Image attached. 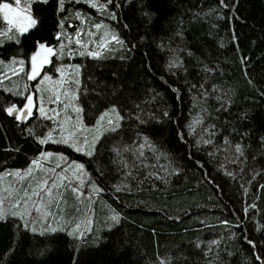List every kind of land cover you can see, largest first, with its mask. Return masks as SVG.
<instances>
[{
  "label": "trees",
  "instance_id": "16d2710c",
  "mask_svg": "<svg viewBox=\"0 0 264 264\" xmlns=\"http://www.w3.org/2000/svg\"><path fill=\"white\" fill-rule=\"evenodd\" d=\"M100 2L38 0L36 27L0 35V62L23 58L30 84L38 42L55 48L69 22H108L120 41L99 56L73 50L84 119L120 116L90 156L41 144L49 120L7 112L33 88L0 86V173L44 149L88 170L84 205L65 187L55 231L0 214V264H264V0ZM88 206L90 223L74 229Z\"/></svg>",
  "mask_w": 264,
  "mask_h": 264
},
{
  "label": "rangeland",
  "instance_id": "374dc122",
  "mask_svg": "<svg viewBox=\"0 0 264 264\" xmlns=\"http://www.w3.org/2000/svg\"><path fill=\"white\" fill-rule=\"evenodd\" d=\"M86 1L91 4V6L95 3L97 5L94 7L95 10H97V8L100 9V5H103L100 0ZM3 2L12 3V0H4L1 3ZM29 4L30 8H28ZM31 4L32 0H27V3L26 0H21L19 7L21 9L28 8L31 16L35 18L31 11ZM13 6L15 7V5ZM0 18L4 24L3 32H5L8 30L9 25L3 20L2 13H0ZM96 25H100V27L97 28ZM10 33L12 37L20 35L16 32L15 28L8 32V34ZM113 36H115L114 32L108 22L102 21L99 23H91L89 21L87 22L84 18H79L77 22L74 23L69 22L60 33L55 48L45 44L47 47L53 49V53L49 54L37 47L35 53L40 52V56L37 57L36 61L39 74L35 79L27 78L30 82L32 80V84L28 83L26 79L21 78L18 75L22 72L20 69L21 67L24 68V63L23 65L20 63H12L13 60L24 62L23 58H15L10 61L0 62L1 67L2 64L7 65L5 67L6 72L3 74V77L0 78V86H6L9 90L19 92L18 95L20 96L29 88H31L29 91L33 88V90L37 92L36 94H32V90L27 96L32 97V105L30 106L31 114L35 112L43 119H47L51 122L50 127L43 130L44 132L39 138V141L46 139L49 132H51L52 139L48 140L47 143H58L56 141L61 140L62 135L63 137H67L70 132L74 131L77 127H80L77 123V119H79L82 127H80V131H77L76 133V137L78 138L76 139V146L82 147L83 151H76V149L71 146V143L60 144L68 145L78 153H84L87 155L88 152H91L93 154L98 141L105 134L104 132L111 130L114 124L119 121L113 113L110 114L113 121L111 125L107 123L108 118L106 117L103 126L99 128V131H84L83 128L94 129L100 115L104 112H108L112 108L106 109L97 114L91 121H86L83 117L82 108L78 100V84L74 83L75 80L79 81L80 65L73 59L75 56L73 50H76L79 55H81V52L85 54H88L89 52L101 53L102 51H105L106 48H112L114 46L113 44L116 43V40L112 39ZM77 40H80L81 43L77 44ZM104 43H106V47H101V44ZM45 58H47V63H43ZM76 66H79L78 74ZM29 70V75H31V58ZM45 77H48L49 79H45ZM11 84L13 89L8 87ZM65 92H68L70 95L65 96ZM56 95L60 96V101L54 103L53 101L55 100ZM27 104L28 100L26 98L24 106L19 110L17 109L14 111L17 117L22 115L20 110H23V112L26 111V113L29 111V109L25 108V105ZM65 104H70V106L65 108ZM41 108L44 110L43 113L41 112ZM74 108L80 109L79 113L73 111ZM28 116L30 115L26 114L25 118ZM67 117H71V121H67ZM62 128L63 133L61 131ZM97 136L99 138L94 139ZM84 137H87L88 144L83 143ZM45 153H50L51 155L44 157L43 154ZM33 161H36L37 163L33 164ZM76 165H83L82 174L81 170L75 167ZM52 169H55V171H51ZM16 173H19V175H16ZM87 176L88 170L83 161L70 157L69 154L62 150L55 151L53 149H44L40 152L39 157L31 159L30 165L25 170L20 171V169H11L0 173V201H2V203H0V214L4 216L5 213H7L18 219H29L30 217H33L36 219V224L33 225L31 229L40 233L43 232L41 231L43 229L52 231L53 229L62 227L66 223V192L64 188L69 187L74 197L83 204L87 195L82 188H84L83 183ZM59 177H62L63 179H59ZM44 179L49 181L48 186H51L53 179L56 180L57 187L52 189L51 195L47 192H42V201L41 197L32 196L31 200H28L27 203H25L22 199V197H24V192L27 191L29 195H31L33 189H36L38 183ZM81 181H83V183H81ZM91 187L93 188V186ZM73 189H76V191H73ZM93 198L94 194H90L89 201ZM37 207H39L40 211H36ZM13 213L16 214L14 215ZM81 216L84 219L82 220L83 223L80 226L79 220L77 224L74 223V229L76 230L80 227L82 230L86 224L90 223L89 206L87 207L86 212ZM78 217H80V215Z\"/></svg>",
  "mask_w": 264,
  "mask_h": 264
},
{
  "label": "snow or ice",
  "instance_id": "6c2138e0",
  "mask_svg": "<svg viewBox=\"0 0 264 264\" xmlns=\"http://www.w3.org/2000/svg\"><path fill=\"white\" fill-rule=\"evenodd\" d=\"M32 2H38V0H32ZM44 2H47V0H44ZM108 2L111 3L112 0H108ZM26 3H27V0H26ZM20 4H21V0H12V3H9V2L0 3V13L3 14V20L6 21L7 24L9 25L8 30L5 31V32H0V35L7 36L8 32L12 31L13 28H15V30H16V32L18 34L23 35V34L27 33L30 29H32V28H34V27H36L38 25L37 19L33 18L31 16L30 12L28 11V8H30V4L28 5V8H24V9H21L19 7ZM13 5H15V7ZM60 6H61V8L63 7V0H60ZM92 6L96 7L97 5L95 3H93ZM100 7L103 8L105 6L104 5H100ZM96 27L99 28L100 25H96ZM8 38L9 39H14V37H12V36H8ZM112 39L113 40H117V42H120V41H118V38L116 36H113ZM17 42H19V41H17ZM76 43L79 44L81 42H80V40H77ZM38 47H39L40 50H42L44 52H47L49 54L53 53V49L51 47H47L44 43H39L38 42ZM101 47H106V43L101 44ZM62 48H63V45H62ZM80 54L84 55L85 53L81 52ZM88 55L99 56L100 53L99 52H89ZM39 56H40V52H36L31 57L32 74L28 76L29 79H35L36 76L39 74V72L37 70V64H36L37 57H39ZM47 62H48L47 58H45L43 60V63H47ZM12 63L13 64L20 63L21 65H23L24 62L23 61L17 62L15 60H13ZM78 67L79 66H76L77 74H78ZM20 70L23 71V68L21 67ZM45 79H49V78L45 77ZM74 83L79 84V81L75 80ZM64 95L68 96L70 94L68 92H65ZM73 99H74V97H73ZM27 100H28V104L25 105V108L29 109V111L26 114L27 115H31L30 106L32 105V97L31 96L27 97ZM57 101H60V96L59 95L55 96V100L53 102L55 103ZM69 106H70V104H65V108H67ZM15 110H16L15 106H13L11 108H8L7 112L9 114H12ZM20 111H21L22 114H24L23 110H20ZM43 111H44L43 108H41V112L42 113H43ZM53 111H55V110H53ZM73 111H76L77 113H79L80 109L74 108ZM113 113L116 115L117 120L120 119L119 113L116 111L115 108H112L108 112H104L103 114L100 115L99 119L96 122V125L94 126V129L83 128V130L84 131H92V130L99 131V128L103 126V122L105 121L106 117L108 118L107 123L109 125H111L113 123V121H112V119L110 117V114H113ZM17 118L19 119L20 117H17ZM67 121H71V117H67ZM77 123L80 125V127H82V124L79 122V119H77ZM80 127H77L74 131L70 132L67 137H63V135H62L61 140L56 141V142L65 143V144L71 143V146L74 147L76 149V151H83L82 147H77L76 146V139H78L76 137V133H77V131H80ZM61 131L63 133V128H62ZM98 138L99 137L97 136L94 139H98ZM51 139H52V133L49 132L47 138L46 139H42L40 141V143L41 144L47 143L48 140H51ZM83 143L84 144H88L89 143L88 140H87V137H84ZM236 150L238 152L240 151L239 145L236 146ZM91 154H92L91 152L87 153V155H91ZM43 155H44V157H47V156H49L51 154L50 153H45ZM36 163H37L36 161H33V164H36ZM75 167L80 169L81 170V174H82L83 165H76ZM51 171L54 172L55 169H52ZM16 175H19V173H16ZM29 175H30V173H29ZM59 179H63V178L59 177ZM81 183H83V181H81ZM48 184H49V181L47 179L41 180L38 183L37 188L33 189L31 195H29V193L27 191H25L24 192V197H22V199L24 200L25 203H27L28 200H31L32 196H39V197H41V201H42V199H43L42 192H47L49 195H51L52 189L57 187V183H56L55 179L52 180L51 186H48ZM73 191H76V189H73ZM0 203H2V201H0ZM253 207H254V205H253ZM36 211H40L39 207L36 208ZM13 214L15 215L16 213H13ZM112 219L116 220L117 217L113 216ZM53 231H55V229H53ZM248 242L250 244L252 243L251 241H248ZM253 247H254V245H253ZM257 259H259V257H257Z\"/></svg>",
  "mask_w": 264,
  "mask_h": 264
},
{
  "label": "water",
  "instance_id": "95a60500",
  "mask_svg": "<svg viewBox=\"0 0 264 264\" xmlns=\"http://www.w3.org/2000/svg\"><path fill=\"white\" fill-rule=\"evenodd\" d=\"M23 113H24V114H22V115L20 116V118L18 119V120L21 121V122L25 119L26 111H24Z\"/></svg>",
  "mask_w": 264,
  "mask_h": 264
}]
</instances>
